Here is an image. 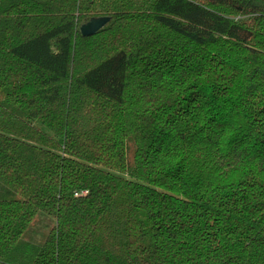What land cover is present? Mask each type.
I'll list each match as a JSON object with an SVG mask.
<instances>
[{
    "label": "trees",
    "instance_id": "trees-1",
    "mask_svg": "<svg viewBox=\"0 0 264 264\" xmlns=\"http://www.w3.org/2000/svg\"><path fill=\"white\" fill-rule=\"evenodd\" d=\"M0 264H264V0H0Z\"/></svg>",
    "mask_w": 264,
    "mask_h": 264
},
{
    "label": "water",
    "instance_id": "water-1",
    "mask_svg": "<svg viewBox=\"0 0 264 264\" xmlns=\"http://www.w3.org/2000/svg\"><path fill=\"white\" fill-rule=\"evenodd\" d=\"M109 22L107 18H94L79 28L81 37L87 38L97 34Z\"/></svg>",
    "mask_w": 264,
    "mask_h": 264
}]
</instances>
